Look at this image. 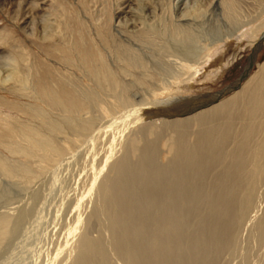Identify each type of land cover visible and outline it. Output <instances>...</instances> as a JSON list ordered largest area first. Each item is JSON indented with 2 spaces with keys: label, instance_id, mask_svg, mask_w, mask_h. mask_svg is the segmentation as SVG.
<instances>
[{
  "label": "bare ground",
  "instance_id": "bare-ground-1",
  "mask_svg": "<svg viewBox=\"0 0 264 264\" xmlns=\"http://www.w3.org/2000/svg\"><path fill=\"white\" fill-rule=\"evenodd\" d=\"M218 4L231 20L237 16L235 0ZM172 28L173 39L192 38L186 33L179 40L180 29ZM263 45L264 34L239 82L205 94L209 98L203 104L196 105L203 94L170 99L160 118L143 121L133 114L125 121L131 114L122 112L116 116L122 123L114 116L104 124L93 115L95 91L78 89L71 71L41 81L20 73L19 62L7 55L14 64L0 78L9 81L4 89L29 102L11 104L26 116L21 126L3 116L7 131L0 133V252L38 208L46 191V180H38L48 167L63 166H57L62 158L67 162L77 136H88L81 149L74 146L78 157H72L81 177L77 188L68 189L74 191L65 205L70 225L63 229L51 263L264 264V61L248 72ZM115 49L127 69L141 63L131 48L119 43ZM183 53L189 55L188 49ZM79 61L99 90L112 93L121 105L127 103V83L100 53L95 60L79 55ZM63 62L72 68L71 59ZM165 134L169 156L160 161ZM12 190H29L28 200L13 196Z\"/></svg>",
  "mask_w": 264,
  "mask_h": 264
},
{
  "label": "rangeland",
  "instance_id": "rangeland-1",
  "mask_svg": "<svg viewBox=\"0 0 264 264\" xmlns=\"http://www.w3.org/2000/svg\"><path fill=\"white\" fill-rule=\"evenodd\" d=\"M235 2L237 16L232 21L225 16L223 7L219 6L220 0H0V78L14 64L6 59L8 55L19 62L20 73L27 72L30 77L40 78L41 81L54 80L71 71L77 79L78 89L82 87L95 91L96 104L93 109L96 112H91L101 124L122 112L131 114L125 121L133 116L137 119L140 116L143 121L160 118V112L167 111L166 103L170 99L177 101L175 98L200 97L233 86L240 80L255 44L264 34V0ZM175 26L181 32L179 40L186 33L192 34V38L187 41L173 39L169 32ZM42 34L48 37L41 40ZM119 43L140 56L141 63L133 69H127L123 59L115 53ZM186 49L190 56L184 55ZM98 53L119 79L127 83V103L121 105L112 93L99 90L92 77L85 72L79 55L95 60ZM67 58L73 63L70 70L63 62ZM263 61L264 45L257 52L249 74ZM0 83V133L6 134L4 115H8L12 124L18 126L27 122L26 116L12 105L28 103L29 98L18 97L16 91H6L4 88L9 81L5 83L0 79ZM116 118L117 122L122 123V119ZM81 137L84 138H74L75 143L70 145L72 152L66 155L67 162L62 158L57 166L62 163L63 166H59V169L48 167L47 173L38 180L41 182L45 179L43 186L47 188L41 186L43 192L46 191L39 200L37 212L33 214V220L30 219L16 230V236L2 249L0 264H62L57 260L51 262L54 249L62 242L63 229L70 225L65 205L74 192L68 189L70 186L77 188L81 177L76 168L79 164L72 157L88 140V136L85 140ZM167 137L165 134L160 141V161H165L169 156L165 144ZM43 166L45 170L46 164ZM55 169L56 172H53ZM11 192L18 199L28 200L26 196L30 191L23 190L19 194L14 190ZM67 194H70L69 197ZM64 216L65 220L62 218ZM59 220H62L61 223ZM227 262L236 264L235 261Z\"/></svg>",
  "mask_w": 264,
  "mask_h": 264
},
{
  "label": "water",
  "instance_id": "water-1",
  "mask_svg": "<svg viewBox=\"0 0 264 264\" xmlns=\"http://www.w3.org/2000/svg\"><path fill=\"white\" fill-rule=\"evenodd\" d=\"M252 59H251V54H250V56H249V61L248 62H250ZM246 69H248V68H246ZM245 70V69H244ZM247 70H245V72H246ZM209 98V96H207V95H205V97L201 100V101H199V102H197L196 103V105H198V104H203L204 103V99H208Z\"/></svg>",
  "mask_w": 264,
  "mask_h": 264
}]
</instances>
